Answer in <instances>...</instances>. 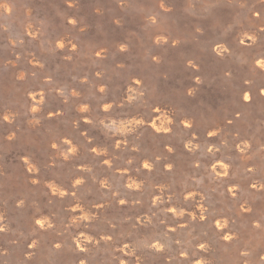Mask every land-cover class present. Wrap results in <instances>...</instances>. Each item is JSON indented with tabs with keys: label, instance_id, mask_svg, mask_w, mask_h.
<instances>
[{
	"label": "rangeland",
	"instance_id": "rangeland-1",
	"mask_svg": "<svg viewBox=\"0 0 264 264\" xmlns=\"http://www.w3.org/2000/svg\"><path fill=\"white\" fill-rule=\"evenodd\" d=\"M261 63L264 0H0V264H264Z\"/></svg>",
	"mask_w": 264,
	"mask_h": 264
},
{
	"label": "snow or ice",
	"instance_id": "snow-or-ice-1",
	"mask_svg": "<svg viewBox=\"0 0 264 264\" xmlns=\"http://www.w3.org/2000/svg\"><path fill=\"white\" fill-rule=\"evenodd\" d=\"M241 43H243V41H241ZM62 46H63V45H61V47H62ZM97 55H99V53H97ZM261 66L264 67V64H262ZM137 83H139V81H137ZM249 98H250V97L247 96V95L244 96V99H245V100H248ZM156 111H159V109H156ZM5 119H7V117H5ZM185 127H190V125H187V124H186ZM157 131H159V130H157ZM209 134H210V135H214L213 133H209ZM53 147H55V145H53ZM93 151H95V150L93 149ZM144 167H145V168H148L149 166H148L147 164H145ZM78 183H79V181H78ZM121 203H124V201H121ZM226 239H227V237H226Z\"/></svg>",
	"mask_w": 264,
	"mask_h": 264
},
{
	"label": "bare ground",
	"instance_id": "bare-ground-1",
	"mask_svg": "<svg viewBox=\"0 0 264 264\" xmlns=\"http://www.w3.org/2000/svg\"><path fill=\"white\" fill-rule=\"evenodd\" d=\"M259 64H260V62H259ZM261 65H262V63H261ZM131 90H132V89H131ZM151 121H152V120H151ZM150 123H151V122H150ZM154 123H155V122H154ZM151 125H152V124H151ZM151 125H150V126H151ZM163 125H164V123H163ZM166 125H167V124H166ZM166 125H165V126H166ZM154 126H155V125H154ZM160 128H161V127H160ZM162 128H163V126H162ZM156 129H157V125H156ZM154 130H155V129H154ZM158 130H159V129H158ZM162 130H164V128H163ZM194 214H195V213H194ZM85 217H86V216H85ZM215 223H216V222H215Z\"/></svg>",
	"mask_w": 264,
	"mask_h": 264
}]
</instances>
